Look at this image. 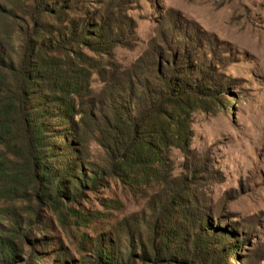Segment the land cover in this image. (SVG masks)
Returning <instances> with one entry per match:
<instances>
[{
  "label": "trees",
  "instance_id": "1",
  "mask_svg": "<svg viewBox=\"0 0 264 264\" xmlns=\"http://www.w3.org/2000/svg\"><path fill=\"white\" fill-rule=\"evenodd\" d=\"M30 1L17 0L23 3L20 11L0 10V192L5 199L26 200L33 192L40 207L63 215L62 198H76L80 189L98 182L96 171L83 172L91 165L79 160L90 140L108 160L106 175L123 184H130L132 176L138 182L140 176L159 178L162 155L170 149L190 153L191 114L213 110L220 90L216 52L196 31L162 24L142 55L120 70L112 56L117 44L128 47L119 37L124 34L120 11L88 15L82 11L88 0ZM16 25L22 36L18 53L12 44ZM83 48L107 54L108 61L96 63ZM92 70L103 84L98 94L89 90ZM36 90L39 102L46 104L42 111L30 109ZM53 118L72 125V135L62 137L60 146L51 132L60 133L45 122ZM194 174L181 183L163 177L148 214L126 221V259L120 251L97 248L92 264L175 262L185 259L188 249L202 251L212 240L224 243L228 254L236 251L238 243L228 242V230L214 228L195 207ZM14 211L9 235L0 231V264H15L18 257L14 241L23 237V223Z\"/></svg>",
  "mask_w": 264,
  "mask_h": 264
},
{
  "label": "rangeland",
  "instance_id": "2",
  "mask_svg": "<svg viewBox=\"0 0 264 264\" xmlns=\"http://www.w3.org/2000/svg\"><path fill=\"white\" fill-rule=\"evenodd\" d=\"M20 5L17 0H0V10L20 11ZM82 11L88 15L120 11L124 34L119 37L128 45L117 44L112 50L120 70L142 55L162 24L196 31L220 63L215 68L219 101L211 111L191 114L190 153L166 151L164 163L158 166L159 178L151 176L147 181L140 176L138 182L132 176L130 184H123L107 176L108 160L90 140L82 149L75 148L81 150L79 160L91 165L84 166L83 172L93 169L98 182L80 189L76 198H62L63 215L49 206L40 207L33 192L26 200L16 201L5 199L0 192V231L9 235L12 209L23 223V237L14 241L19 252L15 264H92L97 248L120 251L126 259V221L148 214V203L163 189V177L169 183H181L184 178L190 180L192 171L195 207L214 228L227 229L228 242H237L238 247L228 254L224 243L220 246L212 240L202 251L188 249L185 259L160 264H264V0H88ZM12 42L18 53L22 36L17 25ZM81 51L96 63L108 61L107 54ZM88 84L93 94L101 92L103 84L95 70ZM34 93L30 109L42 111L46 104L39 102L38 90ZM45 122L50 131L60 133L51 132L56 146L62 144V137L72 135L68 122L58 118ZM3 151L0 146V156ZM133 231L136 237L138 232ZM133 264L144 263L136 259Z\"/></svg>",
  "mask_w": 264,
  "mask_h": 264
}]
</instances>
